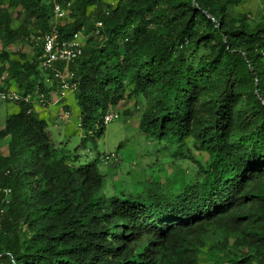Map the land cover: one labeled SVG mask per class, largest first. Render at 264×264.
Wrapping results in <instances>:
<instances>
[{"label": "trees", "instance_id": "obj_1", "mask_svg": "<svg viewBox=\"0 0 264 264\" xmlns=\"http://www.w3.org/2000/svg\"><path fill=\"white\" fill-rule=\"evenodd\" d=\"M241 2L0 0V93L30 98L0 130V264H264V0L256 17ZM47 34L83 40L54 66L79 109L74 148L33 110L62 86L41 67ZM124 98L141 133L196 164L181 190H106L86 161Z\"/></svg>", "mask_w": 264, "mask_h": 264}, {"label": "rangeland", "instance_id": "obj_2", "mask_svg": "<svg viewBox=\"0 0 264 264\" xmlns=\"http://www.w3.org/2000/svg\"><path fill=\"white\" fill-rule=\"evenodd\" d=\"M260 4V0H242L237 11L246 13L249 17H256L260 12ZM55 23L61 24L60 21ZM17 50L28 56L33 55V47L29 45L18 44L8 48L11 54ZM12 57L11 55L10 58ZM52 83L45 84L44 87L46 91L51 88L48 94L49 99L42 98V102H36V100L33 110L37 116L45 120L48 135L54 143L67 141L69 147L74 148L79 145L84 136L78 126L79 109L71 92L61 97L58 84ZM10 91H16L14 86ZM34 100V97L31 98V101ZM113 110L118 113V119L105 126L96 147L91 149L86 157V161L94 163L99 173L105 177L106 190L112 189L114 192L130 190L139 193L143 184L150 181L161 185V188L166 191L181 190L187 178L196 171L194 161L183 159V156L174 158V149L163 150L162 144L139 131L138 123L142 107H139L133 99L124 98ZM66 111L69 112L68 118L63 117ZM14 112L13 100L0 101V130L4 126L6 117ZM112 155H117L118 162L105 161L104 156ZM189 156L196 161L205 160L204 155L192 150Z\"/></svg>", "mask_w": 264, "mask_h": 264}, {"label": "built area", "instance_id": "obj_3", "mask_svg": "<svg viewBox=\"0 0 264 264\" xmlns=\"http://www.w3.org/2000/svg\"><path fill=\"white\" fill-rule=\"evenodd\" d=\"M54 22L63 20L67 16V12L64 11L61 7L55 6L53 11ZM56 24V23H55ZM100 26V24H98ZM83 48V40L82 38L76 34L73 38L68 42H57L55 35L47 34L44 36L42 40V59H41V67L45 70H51L54 72V77L60 81L61 86V97H65L67 92L71 91V88L65 83L60 72L54 70V66L59 63H68L72 62L79 55H81ZM24 99L25 101H29L30 98H23L16 91H8L7 93H0V101H9L13 100L14 102H18ZM61 99V98H59ZM42 102V97H40L36 102ZM64 118L69 117V112L66 111L63 114ZM119 115L113 109H110L103 117V123L107 125L112 121L118 119ZM106 162H118L117 155L105 156Z\"/></svg>", "mask_w": 264, "mask_h": 264}, {"label": "clouds", "instance_id": "obj_4", "mask_svg": "<svg viewBox=\"0 0 264 264\" xmlns=\"http://www.w3.org/2000/svg\"><path fill=\"white\" fill-rule=\"evenodd\" d=\"M60 92H61V87H60ZM60 92H59V94H60ZM71 93H72V90L70 91ZM73 95V94H72ZM105 157V156H104Z\"/></svg>", "mask_w": 264, "mask_h": 264}, {"label": "crops", "instance_id": "obj_5", "mask_svg": "<svg viewBox=\"0 0 264 264\" xmlns=\"http://www.w3.org/2000/svg\"><path fill=\"white\" fill-rule=\"evenodd\" d=\"M50 96V95H49ZM52 100V99H51ZM40 118V117H39Z\"/></svg>", "mask_w": 264, "mask_h": 264}]
</instances>
